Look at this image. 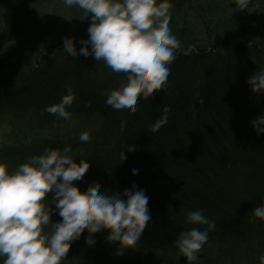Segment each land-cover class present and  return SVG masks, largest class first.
Returning a JSON list of instances; mask_svg holds the SVG:
<instances>
[{
    "label": "trees",
    "instance_id": "obj_1",
    "mask_svg": "<svg viewBox=\"0 0 264 264\" xmlns=\"http://www.w3.org/2000/svg\"><path fill=\"white\" fill-rule=\"evenodd\" d=\"M52 2L0 0V106L32 114L20 117L19 130L0 145V162L13 171L46 148L71 145L77 163L87 159L90 164L76 182L82 193L89 187L123 193L135 184L149 197L151 214L137 246L124 251L131 255L116 259L119 245L106 240L108 231L94 234L95 246L88 247L85 230L65 258L77 254L79 264H188L176 241L181 231L207 227L185 222L187 211L198 209L216 223L199 256L229 243L264 246V221L251 215L264 202V134L250 123L264 115V95L254 94L247 83L264 68V3L235 19L233 0H168L167 19L181 44L168 81L148 100L139 98L135 113L120 114L106 106L105 93L126 77L91 56L63 52L66 37L75 38L78 51L83 47L90 15L73 6L63 18L54 17L47 11ZM37 6L42 12L30 17ZM31 51L41 68L25 62ZM69 87L75 93L66 109L70 119L44 111L59 103ZM165 106L171 109L167 124L152 132L150 125ZM85 131L89 142L79 140ZM127 145L135 151L128 152ZM52 196L47 200L55 223L62 218ZM158 253L167 259L155 261ZM245 257L252 253L245 250Z\"/></svg>",
    "mask_w": 264,
    "mask_h": 264
},
{
    "label": "clouds",
    "instance_id": "obj_2",
    "mask_svg": "<svg viewBox=\"0 0 264 264\" xmlns=\"http://www.w3.org/2000/svg\"><path fill=\"white\" fill-rule=\"evenodd\" d=\"M66 7L83 10L91 17L88 38L80 40L77 50L75 38H65L63 52L69 57H93L109 67L113 73L126 77L117 89L106 92V106L120 114L135 113L138 99L148 100L160 92L168 81L170 65L175 53L181 49L180 41L171 32L167 19L168 0H63ZM237 11L260 7L264 0H233ZM187 54V52H185ZM254 94L264 95V68L256 71L247 81ZM75 93L67 89L60 102L44 109L62 119H70L66 109L73 104ZM170 108L162 109L161 117L150 125L158 132L167 124ZM251 126L258 135L264 134V115L252 120ZM88 132L79 136L89 142ZM134 152L135 147H126ZM122 161L126 159L124 151ZM87 159L72 154L71 145L61 149L46 148L44 153L28 158L15 170L9 171L0 162V258L3 264H62L73 243L87 230L85 243L95 246L94 234L108 231L106 240L118 243L117 255L134 248L151 221L149 197L135 184L123 193L98 192L89 187L81 192L76 182L88 172ZM133 169L132 174L138 175ZM52 193L55 211L61 220L53 223L54 209L47 196ZM253 217L264 221V202L257 206ZM185 222L206 225L201 230L191 227L181 231L176 241L181 256L188 264L199 260V253L208 243L209 233L216 229L203 210L187 211ZM50 231L45 232V228ZM264 264V254L259 256Z\"/></svg>",
    "mask_w": 264,
    "mask_h": 264
},
{
    "label": "rangeland",
    "instance_id": "obj_3",
    "mask_svg": "<svg viewBox=\"0 0 264 264\" xmlns=\"http://www.w3.org/2000/svg\"><path fill=\"white\" fill-rule=\"evenodd\" d=\"M232 7L234 8L232 16L235 19H239L240 17H242L243 13H244V16L248 15L247 13L250 10V9L249 10L245 9V10H243L244 12L243 11H237L235 9L236 8L235 4ZM67 9H68V7L67 8L61 7L59 0H53V2L50 3V5L48 6L47 11L49 12V14L52 13V15H54V17L63 18V16H64L63 11L66 12ZM54 10H56V12ZM40 12H42L41 8H39V7L36 9L33 8L30 11L29 16L31 17L35 13L39 14ZM68 13H69V11H68ZM65 18H68V17H65ZM51 19H53V16L51 17ZM3 27L4 28L7 27L6 22L3 23ZM190 49H194V47L192 48V46H190ZM27 54L30 56L27 59V61H25V62H28L27 64H31L32 66H34L36 68H38V67L41 68L40 65H37L38 58H36L35 52L31 51L30 53H27ZM46 62L50 63L49 61H46ZM43 67H45V66H43ZM18 110L19 109L16 110L13 108H9V107L7 108L4 106L3 107L0 106V145L4 144L6 137L9 136V134H11V132H13L14 130L15 131L19 130L20 123L22 122V119L24 118L22 116H26V118H30L27 116L32 115L30 110H27V111H25V110L24 111H22V110L18 111ZM90 121L89 122L92 124L93 121L92 120H90ZM263 244H264V241H263ZM257 246L258 245H254L252 247H246L245 245H242L240 243H229V244H225L221 247L218 246V247H215L212 249L209 248V250L203 251V253L199 256V260L196 261L195 264H246V261H248L249 264H259V256L264 254V246H262V247L258 246V250H257ZM245 250H248L252 253V257L250 259H246L247 257H245ZM69 252L70 251H68V253ZM127 254L131 255V253L124 252L123 255H115V257L117 259L120 257H124ZM79 256L81 258L83 257V255H79ZM164 257H165V259H167V256L163 255L161 253L153 254V259L155 261H158V262H160L161 259H164ZM210 257L213 258L212 261H210L209 263H201L202 261H204L205 259L210 258ZM62 264H79V258L77 256V254L72 255L70 257H66L62 261ZM83 264H95V263L92 261H89V262L83 261ZM107 264H113V263H107ZM116 264H118V263H116ZM160 264H161V262H160Z\"/></svg>",
    "mask_w": 264,
    "mask_h": 264
}]
</instances>
